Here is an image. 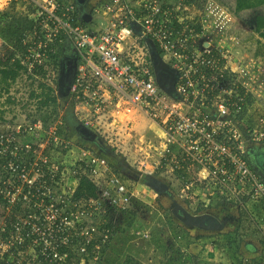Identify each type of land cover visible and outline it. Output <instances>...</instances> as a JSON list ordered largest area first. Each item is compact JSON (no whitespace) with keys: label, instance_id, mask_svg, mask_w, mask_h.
I'll return each mask as SVG.
<instances>
[{"label":"built area","instance_id":"2783aa9c","mask_svg":"<svg viewBox=\"0 0 264 264\" xmlns=\"http://www.w3.org/2000/svg\"><path fill=\"white\" fill-rule=\"evenodd\" d=\"M11 1L0 0V12ZM26 1L35 7L36 26L23 34L25 53L6 64L16 76L3 89L39 78L59 102L56 56L68 52L75 60L66 95L72 117L111 151L124 142L111 127L122 122L131 136V111L148 117L161 134L156 154L151 143L146 152L154 157L148 170L165 162L162 173L183 172L179 197L189 213L264 204V181L245 149L264 145V76L253 75L263 62L235 50L229 9L215 0H94L81 12L73 0ZM84 13L91 15L87 23ZM144 38L176 72L174 97L157 86ZM10 50L0 40V56ZM246 95L254 105L245 103ZM254 111V124L239 118ZM81 144L72 141L62 116L46 126L40 120L1 126L0 264L99 260L134 191ZM80 179L94 186V195L75 196ZM254 258L264 264L263 253Z\"/></svg>","mask_w":264,"mask_h":264},{"label":"rangeland","instance_id":"374dc122","mask_svg":"<svg viewBox=\"0 0 264 264\" xmlns=\"http://www.w3.org/2000/svg\"><path fill=\"white\" fill-rule=\"evenodd\" d=\"M90 1V0H87ZM94 1V0H91ZM90 1V2H91ZM218 3H221L224 7L229 9L231 11V8L233 7L234 0H215ZM73 3H75L78 6V3L76 0H73ZM258 14H264V8L259 9L257 11ZM256 12L252 11H245L238 15V18H236L235 23L232 24L231 30L229 31V35H236L238 38V45L236 46V51L242 56H247L248 60L255 61L257 58H262L263 64H261V67H258L254 71V76L261 77L264 76V56L255 55L256 50L260 52H264L262 49L264 47V40L257 36L256 34H253L249 28L250 25H252L253 16L257 14ZM236 33V34H234ZM8 52V51H7ZM6 52V54H7ZM5 53L0 56V60H4ZM62 58V54L60 56V50L59 54H57V58ZM261 61V59H260ZM7 71L8 66L5 64L0 65V128L1 126H14L17 124H25L27 122H31L34 119L40 118L42 114L44 115L46 113H50L52 110V106L47 109V111H44L42 109L39 112H36L34 108V102L31 100H28L29 93L31 90H34L36 88L37 82L40 81L39 78L37 79H26V81H21L17 85L15 84L12 89L6 90L3 89L2 86H6L8 84L7 80ZM264 78V77H263ZM160 80L165 84V73L163 71H160ZM264 80V79H263ZM57 107V117L60 118L62 115H64L66 104L61 103L59 100ZM130 117V116H129ZM131 118V117H130ZM49 124V123H48ZM47 124V125H48ZM122 126V122L119 125H114L112 130L114 133L116 132H126L127 128L124 126L121 130L119 127ZM131 126V125H130ZM128 126V129L131 128ZM129 132V131H127ZM131 133V131H130ZM144 134L138 133L136 130L132 131L131 133V141L128 144H131V161L130 160H122L121 154L119 153L120 150L112 151L110 155L104 154L107 159L115 165L116 169L119 170L120 174L124 176V183L126 186H128L129 189L134 191V197L132 199L133 205L130 204V208H133L136 211V214L134 216V222L132 226L129 227L125 223V218L122 219L120 234H122L123 238H127L128 242L126 243L128 254H132L139 258V260L143 264H162V255L170 250H172L175 247L181 248V252H184V250L187 248V245L189 242L193 244L192 241L188 239H181L178 243L180 246H175V231L177 230V227L179 230H185L190 232H197V229H188L185 228L181 223L175 219L170 212V208L175 204L182 205L183 207L188 208V204L183 201L179 197V191H180V184H178L177 180L173 178V176L168 174H163L160 172H156V170H148V163H150V160L153 156H146L142 154V151L138 154L132 152V149H135L133 146V141L135 140L138 142V138ZM80 135L77 133L74 135L71 134V139L73 142L78 141ZM136 136V137H135ZM117 139H120L121 141H125L129 137H120L119 134H117ZM126 138V139H125ZM81 139V138H80ZM82 142V146H88L89 148L97 150L96 146L91 141H85L84 139L80 140ZM103 142V148L109 150L110 148L107 146V144ZM140 145V143H139ZM111 150V149H110ZM137 152V151H135ZM154 159V157L152 158ZM139 162V163H138ZM145 168V169H144ZM151 179V180H150ZM174 180V181H172ZM153 181L155 184H152ZM149 185L158 186V189L160 192H157L156 189L150 187ZM166 191V192H165ZM148 196V201L150 202V205H153L151 207L148 205L143 197ZM152 200V201H150ZM153 202V204H152ZM160 205L162 207H165V212H161L157 210L156 206ZM191 205H194V203H191ZM190 213L195 215L194 211L190 209ZM231 212L226 213L225 211H217L215 214L216 217L221 218L222 220H225V228L221 232H216L215 234H221L223 236L225 235H233L236 234L237 229V237L239 238L240 242H242L244 245L251 244V243H260L261 240L264 239V219L262 220L259 218V223L263 227L260 230L257 229L255 224H257L253 218L251 219L247 214L243 216V219H238L239 222L236 224L233 223L234 217L229 219V216ZM207 214H210L207 212ZM212 215V214H211ZM233 216V215H232ZM227 220V221H226ZM1 221V218H0ZM172 223V224H171ZM231 223V224H230ZM256 227V229L253 228L252 224ZM172 225L174 230L168 231V228H171ZM163 226V228H162ZM131 227L133 231H131ZM226 228H229L230 231H226ZM255 230V231H254ZM187 231V232H188ZM201 232H207V231H201ZM214 233V232H211ZM239 235H242L240 237ZM190 238V236L188 235ZM120 244L118 242H115L113 240L112 244L109 246L106 255L108 253L112 254L115 252V250L120 249ZM196 247L191 248L192 253L196 252L194 251ZM264 248V247H263ZM194 249V250H193ZM197 251V250H196ZM185 253L192 255V253L189 251V248L186 249ZM197 259V254L193 255ZM104 257V256H103ZM102 257V259H103ZM190 257H188L189 259ZM196 262L199 263L198 260ZM212 264L218 263L217 259L215 261H211Z\"/></svg>","mask_w":264,"mask_h":264},{"label":"trees","instance_id":"16d2710c","mask_svg":"<svg viewBox=\"0 0 264 264\" xmlns=\"http://www.w3.org/2000/svg\"><path fill=\"white\" fill-rule=\"evenodd\" d=\"M185 1H192V0H185ZM17 2L15 0H12L9 3V6L7 7L6 10H3L0 12V40L8 45L10 47V52H7V54L4 56V60H0V65L2 64H7L9 59L13 56V54H24L26 50V46L23 43V34L29 33L30 31L33 30V28L36 26L35 25V19L33 18V14L35 13V7L31 3L25 4V7L23 8L24 11H22L20 14L16 13L15 7H16ZM264 8V0H234L233 7L231 8V12L235 17L238 18V15L242 12L245 11H252L256 12L259 9ZM80 21V20H79ZM252 25H250L249 30L253 33L256 34L257 36L261 37L264 40V14H255L253 16V21ZM83 24V22H80ZM264 50V47L262 48ZM255 55H260L264 56V52L258 51V49L255 52ZM57 57V56H56ZM52 58V56H51ZM55 66H58L57 60L54 62ZM7 77L14 79L16 74L12 71L9 70L7 72ZM73 74V72H72ZM71 74V78H72ZM70 78V79H71ZM28 100L33 101L34 108L36 112L41 111L44 109V111H47L49 107L52 106L51 112L48 114L45 112V114L40 116L38 119L32 120V122H35L36 120H40L44 126H46L48 123L56 120V117L58 115L57 113V107L58 106V101L57 97L52 95V90L47 87L43 82L38 81L36 88L34 90H31L28 96ZM245 103L247 105H254L255 102H253V99L246 95L245 97ZM264 103V102H263ZM262 117L264 119V105L262 107ZM239 118H244V122L254 124L256 120L255 117V111L253 112V115H248L246 113H241L239 115ZM66 117L62 116V121L63 125L65 128H68V124L66 121ZM71 119V118H70ZM261 130L264 132V123L261 127ZM110 167H112V171L116 174V176L124 182V176L118 172V170L110 164ZM178 174V172H176ZM179 177H184V175H179ZM155 184V183H153ZM75 196L80 197L83 195H94L95 188L92 184L87 179H80L78 183V187L75 190ZM133 199V198H132ZM131 199V202H132ZM264 210V204L258 203ZM133 205V203H131ZM157 210L161 212H165L164 208L160 205L157 204L156 206ZM136 214V211L133 208H128L126 211L121 212V218H125V223L129 227L130 225L132 226L134 222V216ZM122 223V220H121ZM172 224V223H171ZM252 224V223H251ZM252 226H254L252 224ZM121 226H114V235L113 238L110 240L108 243L107 247L101 252V256L99 260L96 262V264H143L138 257L134 255L128 254L127 251V246L126 243L128 242L127 238H123L122 234H120V228ZM171 228H168L169 231L173 230L172 225L170 226ZM254 229L256 227L254 226ZM255 231V230H254ZM175 240L178 237H182L184 239L190 240L188 235L184 230L180 231H175ZM178 236V237H177ZM242 237V235H239ZM202 239V238H201ZM203 239H207L205 245L209 244L210 246L213 247L216 251H219L220 254H222V257L225 258L226 263L225 264H257L256 259L253 258L251 259L250 262L244 263L243 262V256L238 253V246L240 243L239 238L237 237V229H236V234L234 233L233 235H221V234H213L210 236H206ZM113 240L115 242H118L120 244L118 250H115L112 254L108 253L106 255V252L109 248V246L112 244ZM191 241V240H190ZM180 241L175 242V246H180L178 243ZM190 243V242H189ZM261 244L264 247V239L261 240ZM181 248H173L172 250L166 252L162 255V264H198L196 262V257L193 255H189L187 253L181 252ZM90 248L88 249V251ZM256 254V253H255ZM104 256V257H103ZM103 257V259H102ZM188 257H190L188 259ZM208 259L213 258V253L208 254L206 257ZM200 264H212L211 261H202L198 260ZM216 264H223L221 262H218Z\"/></svg>","mask_w":264,"mask_h":264},{"label":"crops","instance_id":"0c3cea01","mask_svg":"<svg viewBox=\"0 0 264 264\" xmlns=\"http://www.w3.org/2000/svg\"><path fill=\"white\" fill-rule=\"evenodd\" d=\"M15 1L17 2V4H16L14 11L18 14H20L22 11H24L23 8L25 7V4L29 3L26 0H15ZM8 6H9V3L4 8V10H6ZM130 117H131L130 118V120H131L130 131H131V133H132V131L136 130L138 133L144 134L138 138V140H139L138 142H136L135 140L133 141V143H134L133 146L135 147V149H132V152H134V155H135V153L138 154L139 152L142 151V154L145 157L147 150L150 149L149 148L150 143H151V147L153 149V150H150V153H152V155L156 154L154 151H155V149H158L160 146L159 143H160L161 134H160L159 130L157 129V127L155 126V124L148 117H146L144 114H142L136 110L131 111ZM123 127H124V123L122 124L121 127H119L120 130ZM117 134H119V136L121 138L122 137H131L130 134H127V131L122 132V133L117 132ZM130 139H126L123 142L122 147L118 149V150H120L119 153L121 154V157L126 161L127 160L131 161V144H128L131 141ZM139 143H140V145H139ZM245 149H246L247 160H248V163H249L251 169L257 175L261 176L260 178L263 179V181H264V175L258 171V169H257L258 167L256 166L257 163L261 166L262 165L264 166V145L246 144ZM135 151H137V152H135ZM150 161L152 162V158ZM165 169H166V163L163 162L161 164V166L156 169V172L162 173V172H164ZM163 174H165V173H163ZM182 174H183V172H180V173L178 172V174H175L173 176V178L175 180H177L178 184H180V182H179V177H177V176L182 175ZM172 181H174V180H172ZM148 196L149 195H146V197H143V198H144V201L148 205H150L149 204L150 202L147 200ZM150 201H152V200H150ZM152 204H153V202H152ZM150 206L153 207V205H150ZM261 206H260V204H257V203L256 204L247 203L246 205H244V207H238V206L236 207L235 205H233L232 207H229L227 209L226 208H222V209L217 208L213 212H211V213L209 212V213L215 216L216 215L215 213L218 210L220 212L225 211L228 214H229V212H231L230 214H232L233 216L230 215L229 218L231 219L232 217H234L233 223L236 222L235 225H237V223L239 222L238 219H240V220L243 219V216H245V214H247L251 219L253 218V220L257 223V224H255V226L257 227L258 230H260L261 228L263 229V227L259 223V220H260L259 218H261L262 220L264 219V210ZM163 208H165V207H163ZM216 218L221 219L219 217H216ZM162 228H163V226H162ZM253 228H254V226H253ZM131 231H133L132 227H131ZM177 231H180L178 227H177ZM181 231H182V228H181ZM187 231H185V232L187 235L190 236V240L193 242V244L189 243L187 245L186 249L189 248V251L192 253L191 248L196 247L195 250L194 249L193 250L196 252V254L198 256L197 260H202V261L206 262V261H215V259H217L218 262H221L223 264L226 263L225 258L222 257V254H220L219 251H216L215 249H213V247L210 246L209 244L205 245L207 239H203V238L206 236L213 235L215 233L201 232L204 230H199V229H197L196 233L190 232L192 230H189L188 232ZM226 231H230L229 228H226ZM181 239H183V238L178 237V238H176L175 242L180 241ZM245 244L246 245H244L242 242H240L237 251L240 254V256L246 255L249 258V262L251 261V259L254 258L255 253L260 252V253L264 254L263 245L259 246L260 243H258V244L257 243L256 244L255 243H251V244L245 243ZM186 249H185V251H186ZM211 253H213V258H210V259L206 258L208 256V254H211ZM196 254L192 253V255H196Z\"/></svg>","mask_w":264,"mask_h":264},{"label":"water","instance_id":"95a60500","mask_svg":"<svg viewBox=\"0 0 264 264\" xmlns=\"http://www.w3.org/2000/svg\"><path fill=\"white\" fill-rule=\"evenodd\" d=\"M78 7L81 10L82 5L78 4ZM81 12H84V11L81 10ZM90 18H91V15L88 13H84L82 15V20L86 23L89 22ZM133 30L136 34H139V29L137 27L133 26ZM143 41L147 47L149 59L152 65V69H153L154 76H155V82L157 86L167 95L174 97V85H175V81L177 77L176 72L171 70L162 61L156 49V46L149 38H144ZM74 68H75V60H66L65 62H63L62 60L60 62L59 76H58V82H57L59 96H66L68 94L69 84L71 81L70 76ZM160 71H163L165 73V84H163V82L160 80ZM76 131H77V134L80 135L82 139L93 142L97 148V150L94 149L96 153L100 157L105 159L109 164L113 165L104 155V154L110 155L112 151L110 149L107 150L103 148L104 146H103V142L101 138H99L96 134H94L93 132H91L87 128H84L81 125H79L76 128ZM121 159L124 160L123 158ZM113 166L116 167L115 165ZM256 166L258 168L264 169V166L263 165L261 166L258 163ZM149 186L156 189L157 192H160L157 185L156 186L149 185ZM170 212H171V215L181 223V225H183L185 228H188V229H199V230H204L208 232H214V233L218 232L219 233L227 225V224H224V220L218 219L214 215H211V214L204 213V214L192 215L191 213L187 211L185 207L177 203H175L170 208Z\"/></svg>","mask_w":264,"mask_h":264},{"label":"flooded vegetation","instance_id":"af4514ba","mask_svg":"<svg viewBox=\"0 0 264 264\" xmlns=\"http://www.w3.org/2000/svg\"><path fill=\"white\" fill-rule=\"evenodd\" d=\"M77 1V3L79 4V5H82V7H81V10L82 11H86L87 9H88V5L91 3L90 1H87V0H76ZM62 58L60 57V59H59V61L61 62L62 60H63V62H65L66 60H71V59H73V55H71L70 53H68V52H65V51H63L62 53ZM262 59V58H261ZM263 60V59H262ZM72 77H73V74H72ZM71 80H72V78H71ZM59 96V95H58ZM59 100L61 101V103H62V105L63 104H66V100H67V96H59ZM67 105V104H66ZM62 116H64V117H66L67 119H66V121H67V124H68V128H70V133L72 134H76L77 133V131H76V128L79 126V124L76 122V120L72 117V115L70 114V108H68L67 106H66V109H65V112H64V115H62ZM71 118V119H70ZM80 137V136H79ZM81 138V137H80ZM78 139V140H81V139ZM85 140V139H84ZM85 141H88V140H85ZM258 169V171L261 173V174H263L264 175V169H261V168H257ZM263 177V176H262ZM151 180V179H150ZM152 182V184L154 183L153 181H151ZM166 192V191H165ZM230 219V218H229ZM227 221V220H226ZM224 224H225V220H224ZM208 232V231H207Z\"/></svg>","mask_w":264,"mask_h":264}]
</instances>
